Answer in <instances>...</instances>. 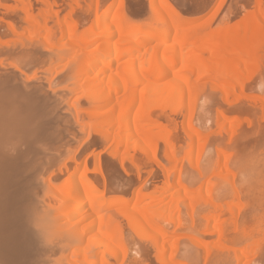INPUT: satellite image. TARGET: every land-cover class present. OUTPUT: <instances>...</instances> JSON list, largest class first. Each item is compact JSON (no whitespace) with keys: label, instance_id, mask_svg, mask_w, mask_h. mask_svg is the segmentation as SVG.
I'll return each instance as SVG.
<instances>
[{"label":"bare ground","instance_id":"bare-ground-1","mask_svg":"<svg viewBox=\"0 0 264 264\" xmlns=\"http://www.w3.org/2000/svg\"><path fill=\"white\" fill-rule=\"evenodd\" d=\"M56 1L0 0L8 10L14 9L13 12L15 9L19 10L20 15L17 13L19 16L15 14L16 17L14 18L13 15L14 19H10L15 22L8 20L11 32L17 31V34H14L18 35V31L23 34L27 31L30 40L33 38L34 41L36 38L46 52L53 50L48 72L54 77L56 68H60L59 75L57 73L56 75L59 79L62 74V83H57L56 80L57 84L53 82V86L61 85L58 88L59 93L57 91L59 95L52 96L58 101L55 102L56 106L63 107L70 114L69 118L73 120L72 126L77 127L70 129L69 138L70 142L78 145L64 143L65 130L62 131L63 135L62 128L59 130L56 127L58 123L55 126L54 122L57 109L55 104H53L54 115L49 105L29 104L32 102L30 100L27 101L28 104L0 105V264H125L127 253L131 254L128 251L130 248L127 246L125 237L127 233L124 234L123 221L128 223L134 235L142 243L144 241L154 244L156 258L163 261V264H179L175 257L180 240L197 247V243L191 238L176 237L175 233L181 229L186 220L183 217L184 209L191 212L194 220L198 213L202 219L210 221L211 226L208 228L215 236V242H210L225 247V251L230 248L235 252L237 261L251 264V261L255 262L252 258L258 257L260 262L258 259L256 264H264L262 246L264 215L260 220H255L257 223L255 222L252 228H247L245 222L240 223L243 225L241 226L237 224V220L233 221L230 210H233L235 203L229 197L234 192L237 196V204L241 203L242 197L238 189L242 186L236 189V185H233L229 190L230 193L228 192L229 197L225 198L220 190L227 189V182L222 183L223 187L215 186L212 179L215 175H210V170L209 173L205 171L209 167L201 170L199 167L201 161L199 162L198 158L201 160L202 156L205 158V152L207 157L208 151L211 150L210 148L206 151L209 149L207 146L209 143L214 145L216 140L213 143L214 134L208 128L206 129L209 131L204 128L205 124L207 125L208 120L205 118L209 117L207 114L209 111L205 118H202L205 115L202 112L203 115L198 117V124L194 123L195 104L202 92L201 85L204 86L202 81L210 80L211 83L217 84L224 91L225 99L231 101L230 98L235 96L238 89L244 91L248 77L255 68H257L256 74L259 73L258 69L264 64V1L256 0L258 11L255 14L246 13L238 24H234L235 26L229 27L221 23L215 28L211 25L208 27L206 23L185 27V24L193 23L194 20L177 10L175 0H147L146 4L142 1L139 12L146 10L149 12L148 18L144 21H138V16L134 17L133 10H125V0H112L107 3L104 0H88L85 17L82 16L83 14L77 17L73 12L60 16L59 9L62 7L59 8ZM71 1L73 8L79 9L80 1ZM55 8H59V12ZM23 23L28 27L21 32L20 27ZM84 25H88L87 29H83ZM12 42L9 41L10 44ZM21 58L22 56L20 61L18 59V63L13 62L15 63L13 67L16 68L18 64L24 68L27 65L25 63L31 62L30 59L27 60L28 58ZM261 62L263 64L258 68ZM44 78H47V84L53 81H48L51 78L48 75ZM250 78L252 79L251 76ZM42 87L45 88L41 85ZM34 89L36 92L37 88ZM52 93L55 94L53 91ZM213 100L208 97L205 102L211 104ZM230 107L235 109L237 106ZM168 109L173 116L176 114L182 117L183 124L186 125L187 139H182L186 143V152L181 157L177 147L183 142L180 141L181 143L178 144L175 130L173 132L177 120L168 114ZM57 114L56 117H59ZM221 114L222 111L218 120L220 128L224 129L228 120ZM237 118L239 119L240 116H237L236 120ZM203 119L206 121L203 122ZM200 120L205 124H201ZM239 120L236 125L234 124L235 126L231 124L232 120L228 121L229 126L234 128L235 131L230 128L231 126L229 127L234 133ZM235 121L233 120V123ZM69 128L70 126L67 127ZM227 128L225 126V130ZM228 129L226 132L229 131ZM221 135L223 134L220 133L218 136ZM62 140L65 146L67 144L71 146L67 145L68 149H64L66 153L64 152L63 162L56 165L58 159L61 160L62 157L58 156V158L54 151L57 143L60 144ZM104 145L109 146L111 159L120 157V168L127 174L126 176L129 174L127 169L132 168L130 172L137 175L138 181L142 172L137 165L138 161L142 160L136 153L139 150L153 164L161 168L159 172H163L166 181L164 190L160 187L162 191L161 189L156 191L153 187L154 192L149 193L147 190L143 193L148 194H143L140 190L141 192L131 193L130 196H126L127 193L106 192V185L102 187L101 178L99 179L97 175L103 171L102 161L98 160L96 152L97 148ZM223 147L218 145L215 148L216 155L224 157V165L221 166L219 173L230 172L224 177L227 178L226 181H232L233 183H230L232 185L235 184L234 179L237 174L235 175L236 172L233 173L228 168L231 156L225 151L226 147ZM161 151L163 158L160 155ZM195 153L197 158L194 156ZM187 161H190L192 167L200 172V176L207 178L205 184L201 181L203 186L198 188L192 183H190L192 185L184 183L185 175L189 174H184L183 170L184 162ZM208 161L212 160L208 159ZM105 162L109 165L108 168L111 170L109 172L113 173L114 178L119 177L120 171L115 163L108 160ZM127 163L131 167L128 166L129 164L126 165ZM246 167L241 168L245 172L250 171L251 167ZM260 178L264 177L260 176ZM262 181L260 179V183ZM131 182L129 181L128 185H131ZM216 187L220 192L216 191ZM252 196L255 198L254 195ZM131 203L136 204L129 206ZM162 223L173 225L175 232L169 233L162 227ZM195 234L193 233L194 236ZM208 248L212 249L211 245H208ZM138 249L140 248L137 247V251ZM139 251L142 253H139L142 259L141 256L135 257L136 259L133 257L135 260L130 262L131 264H139L142 260L149 262L145 249L142 250L141 247ZM138 257L140 258L137 259Z\"/></svg>","mask_w":264,"mask_h":264},{"label":"rangeland","instance_id":"rangeland-1","mask_svg":"<svg viewBox=\"0 0 264 264\" xmlns=\"http://www.w3.org/2000/svg\"><path fill=\"white\" fill-rule=\"evenodd\" d=\"M54 1V0H53ZM56 1V0H55ZM62 1V2H61ZM80 2H79V9L77 8V9H74L73 8V6H72V1L71 0H57L56 2H58L57 4H58V6H59V8L60 7H62V9H59L60 10V13H61V15L60 16H64L65 14H67V13H70V12H73L74 14H75V16H77V17H80V15H82V16H84V13H85V16H86V11H87V9H88V0H85L84 2L82 1V0H79ZM87 1V2H86ZM107 1L108 2H110V1H112V0H104V2H106L107 3ZM142 1H145V4L147 3V0H125V10H127V9H131V10H133L134 11V17L136 16H138L137 17V20L139 21H144V20H146L147 18H148V16H149V12H148V10H146V11H144V12H139V9H140V6H141V4H142ZM176 1V7H177V10L181 13V14H183V15H189L190 17H192L193 18V23H190V24H185L184 26L185 27H192V26H195V25H197V24H200V23H206V24H208L209 26L208 27H210V25L213 27V28H215L216 26H218V25H221V23H225V24H227V25H229V27H232L234 24H238L239 23V21L241 20V19H243L244 17H245V15H246V13L247 14H255L257 11H258V7H256V6H258V2H256V0H243V2H242V0H175ZM242 3H244V4H242ZM249 1H250V3H249ZM253 2V5H251L252 4V2ZM264 1V0H263ZM198 2V3H197ZM238 3L237 5H236V3ZM11 3L12 4H15V2L13 3V1H11ZM241 3V4H240ZM249 5H248V4ZM255 3H256V5H255ZM60 4V5H59ZM16 5V4H15ZM17 5H19L20 6V4H18L17 3ZM63 5V6H62ZM67 5V6H66ZM245 6V8L246 9H244V6ZM18 6V7H19ZM198 6V7H197ZM243 6V7H242ZM242 7V8H241ZM247 7H248V9H247ZM7 7H5V6H3L1 3H0V47H2V48H0V105L1 104H28L27 103V101H32L31 103H29V104H45V105H49L50 106V108L52 109V113H53V115H54V110H53V107H54V105L53 104H55V107L57 108H55L56 110H55V120H54V122H55V126H56V123H58L57 125L58 126H61V127H58V126H56L59 130H61L60 128H62V130H61V132L63 131V130H65L67 133H65V131H63L64 132V134H63V132H62V134L64 135L63 136V140H64V143L66 142H68L69 144H73V142H70V136H69V131H70V129L72 128H74L75 129V127L74 126H72V118H69V117H71L70 116V114L69 113H67V111L66 110H64V108L62 109L61 107L59 108L58 107V105L56 106V101L57 100H54L55 99V97H57V95H59L58 93H59V89L58 88H60V86L59 85H61V84H59V85H56V86H58V87H56V86H53V82L55 83V84H57V83H62V74L59 76V79H58V72L60 73V68H56V70H55V74H54V77H53V74L52 75H49V74H51V73H49L48 71H49V66L50 65H48L49 64V61L51 60V58H52V54H54L53 53V50H49V52H46L44 49L45 48H43V46L41 45V43L40 42H38L37 41V39L36 38H34L35 40L34 41H32L33 40V38L30 40V38L28 37L29 35L28 34H26L27 33V31H25L24 32V34L23 33H19V31H18V35H16L17 33V31H15L14 33H16V34H14L13 32H11V30H10V28H9V25H10V23H9V21L10 22H15V20L14 21H11L12 19H14L15 17H16V15H20V13H19V10L17 11L16 9H15V12H13L14 11V9H9L8 10V8L6 9ZM57 8H55V10H56ZM57 9V10H58ZM194 9H196V10H194ZM3 10H4V12H3ZM56 10V11H57ZM59 10H58V12H59ZM69 10V11H68ZM78 10V11H77ZM244 10H246V11H244ZM63 11V12H62ZM66 11V12H65ZM190 11V12H189ZM241 11V12H240ZM251 11V12H250ZM6 12V13H5ZM227 12V13H226ZM239 12V13H238ZM14 13V14H13ZM18 13V14H17ZM237 13V14H236ZM243 15H242V14ZM9 14H10V16H9ZM16 14V15H15ZM77 14V15H76ZM4 15V16H3ZM13 15H15V16H13ZM18 15V16H19ZM79 15V16H78ZM6 16V17H5ZM14 18H13V17ZM81 16V17H82ZM84 16V17H85ZM147 16V17H146ZM242 16V17H241ZM9 17H11V18H9ZM135 17V18H136ZM239 17H240V19H239ZM4 18V19H3ZM7 18H9V19H7ZM83 18V17H82ZM1 19H3L2 21H1ZM11 19V20H10ZM239 19V20H238ZM9 20V21H8ZM227 22H226V21ZM229 21H230V23H229ZM5 22V23H4ZM3 26H2V25ZM205 24V25H206ZM23 26V27H22ZM87 26L88 25H84L83 27H85V28H83V29H87ZM207 26V25H206ZM235 26V25H234ZM6 27H7V29H6ZM27 27H28V25L26 24H22L21 25V27H20V31L22 32V30L24 31V30H26L27 29ZM4 29V30H3ZM9 30V31H8ZM7 33V34H6ZM1 34H2V36H1ZM9 34H10V36H9ZM22 34V36H20ZM4 35H7V36H4ZM13 35H16L15 37L13 36ZM28 35V36H27ZM19 36V37H18ZM4 37H5V39H4ZM23 37V38H22ZM25 37V38H24ZM28 37V38H27ZM6 38H8V39H6ZM15 38V39H14ZM27 38V39H26ZM22 39V40H21ZM24 39V40H23ZM20 40V41H19ZM29 41V44H27V42ZM1 41H3V42H1ZM5 41V42H4ZM9 41H10V43H11V41H13L12 42V44H10L9 43ZM17 41V42H16ZM22 42H23V44H22ZM16 43H18L17 45H19V46H17L16 45ZM30 43H31V45H30ZM35 43V44H34ZM3 46H2V45ZM9 44V45H8ZM21 46V47H20ZM23 46V47H22ZM31 46V47H30ZM19 47H20V49H19ZM43 49H42V48ZM2 49V50H1ZM4 49V50H3ZM24 49V50H23ZM35 49V50H34ZM8 50V51H7ZM14 52H13V51ZM42 50V51H41ZM47 50V49H46ZM6 51V52H5ZM20 51V52H19ZM21 51H23V53L21 52ZM28 51V52H27ZM33 51V53H31ZM46 53H45V52ZM48 51V50H47ZM35 52V53H34ZM15 53V55H13ZM44 54V55H42V54ZM7 54V55H6ZM10 54V55H9ZM35 54H37V55H35ZM3 55V56H2ZM9 55V56H8ZM13 55V56H12ZM48 55V56H47ZM11 56V57H10ZM22 56V58L21 59H24V57H25V59H27V60H29L30 59V61L31 62H29V63H25V64H27L24 68H22V67H20V66H22V65H18V64H16L17 66H16V68L15 67H13V65L15 66V63H13V62H19L20 61V57ZM30 56V57H29ZM37 56V57H36ZM13 57V58H12ZM31 57H32V59L34 60H32L31 59ZM41 57V58H40ZM35 58H37V60L35 59ZM12 59V60H11ZM13 59H14V61H13ZM18 59H19V61H18ZM264 59V58H263ZM11 60V61H10ZM37 61V62H36ZM263 61V60H262ZM32 62L34 63L35 62V64H32ZM39 62V63H38ZM264 63V62H263ZM262 62H261V64H259V66H258V68L260 67V65H262L263 64ZM29 64V65H28ZM31 64V65H30ZM33 65V66H32ZM39 65V66H38ZM48 65V66H47ZM264 65V64H263ZM262 65V67L261 68H259L258 69V72L259 73H257L256 74V72L257 71H255V70H257V68H255L254 69V71H255V73H254V71L252 72V74L250 75L251 77H252V79L250 78V76L248 77V83L246 82V86H244L245 87V89H244V91L243 90H237L236 91V94H235V96L234 97H231L230 99H232L231 101H232V103H230L231 101H229V99H225V93H224V91L223 90H221L220 88H219V86H217V84H214V83H211V81L210 80H205V81H202V83L204 84V86L203 85H201V88H202V92H201V95H200V97L199 98H197V103L195 104V117H194V123L195 124H198V122H199V118L198 117H201L202 115H203V113L205 114L202 118H205V116H206V113L208 114V118H205V119H207L208 121H207V125L205 124V123H203V122H205L206 120L205 119H203V122L201 121L200 123L202 124L203 123V125L205 124V126L206 127H204L205 129L206 128H208L210 131H211V133L212 134H214L213 135V143H214V140H216L215 141V143H217L216 145H215V143H214V145H212V143H209V147L207 146V148H209V149H206V151H208V150H210V148H211V150H210V152L208 151V154H207V157H206V152L204 153V157L205 158H203V156H202V160H201V158H198V160H199V165H201V166H199L200 168H201V170L203 169V170H205V168L206 169H208V167H209V169L208 170H205V171H209L211 174L210 175H215L214 177H215V179H214V177L212 178L213 179V181H214V183H215V186L217 185V186H221V187H223L222 186V183H224V181H225V184H226V182H227V186H226V190H227V193H226V190L225 191H223V190H220L221 192H223L222 194H223V197H224V195H225V198L226 197H229L228 196V194L230 193V189H232V187H233V185L235 186L236 185V189H238L239 187L238 186H242V187H240L238 190V192H240L239 194H240V197H242L241 199V203L239 202V204H237V196H236V194L234 193V192H232L231 194H230V197H229V199H232L233 201H234V203H235V205H234V207H233V210H230V213L232 214L231 216H232V218H233V221H236L237 222V224H239V225H241V226H243L242 224H240V223H243L244 224V222H245V226H247V228L249 227V228H252L253 227V225H255L254 223L257 221V219L258 220H260L261 219V217H263V215H264V183H262V182H264V178L262 179V178H260V176H263L264 177V91L262 92V90H263V88H264V66ZM28 66V67H27ZM46 66H47V68H46ZM17 67H19V68H17ZM41 67H43V68H41ZM15 68V69H14ZM22 69L21 71L20 70H18V69ZM262 69V70H261ZM42 70V71H41ZM58 70V71H57ZM17 73H16V72ZM262 71V72H261ZM260 72H261V74H260ZM38 73V74H37ZM56 73L58 74V75H56ZM48 75V77L50 76L51 78H49V82L50 81H52V82H50L49 84H47V78H44V77H46V75ZM253 74H255V75H253ZM42 75V76H41ZM53 77V78H52ZM250 78V79H249ZM44 79V80H43ZM61 79V80H60ZM43 80V81H42ZM55 80H56V82H55ZM42 82V83H41ZM205 82V83H204ZM47 85H49V86H47ZM45 84V85H44ZM51 84V85H50ZM54 84V85H55ZM41 85H43L44 87L45 86H47V87H45V88H43V89H45V90H43L42 88H41ZM248 85V86H247ZM53 87L52 88V90H51V87ZM212 87V88H211ZM243 87V88H244ZM246 87L248 88V89H246ZM261 87H263L262 89H261ZM34 88H37L36 89V92H35V89ZM47 88H48V90H47ZM218 89V91L216 90V89ZM33 89V90H32ZM40 89V90H39ZM41 89H42V91L44 92V93H41L42 91H41ZM50 89V90H49ZM55 89H58V90H55ZM16 90V91H15ZM32 90V91H31ZM213 90H216V91H213ZM247 90V91H246ZM12 91H14V92H12ZM41 91V92H40ZM48 91H50V92H48ZM52 91L55 93V94H53L52 93ZM57 91H58V93H57ZM206 91V92H205ZM52 93V94H51ZM205 94V95H204ZM39 95H40V97H39ZM46 95V96H45ZM52 95H56L55 97L54 96H52ZM224 95V96H223ZM49 96H51V97H49ZM213 98L214 100L211 102V104H207L205 101L207 100V98ZM237 98H238V100H237ZM40 100V101H39ZM54 101V102H53ZM227 101V102H226ZM236 101V102H235ZM58 102V101H57ZM199 102V103H198ZM233 102L236 104H233ZM228 103V104H227ZM238 103V104H237ZM58 104V103H57ZM237 106L235 109L234 108H231L230 106ZM230 107V108H229ZM64 110V111H63ZM204 110V111H203ZM232 110H233V112H232ZM168 111V114L169 115H171L173 118H175L176 120H177V123H176V125L173 127V132H174V130H175V132H174V134H176L175 136L178 138V144L179 143H181V142H183V143H181V144H179V146L177 147L179 150H178V152H179V154H181L180 155V157L181 156H183L184 154H185V149H186V143H185V141L184 140H186L187 139V136L185 135V123L183 124V118L182 117H180V116H178V115H176V114H174L175 116H173L172 114V112L171 111H169V109L167 110ZM211 111V112H210ZM221 111H222V114H223V116L224 117H226V119L228 120V121H230V120H232V122H231V124H235L236 125V123H237V120H239L240 122L237 124V126L235 127V129H236V132L234 133V128L231 126H229V123H228V121H226L225 123H227V124H225V126L226 127H230V128H232L234 131H232V129H228L230 132H232V133H229V131L228 132H226V130H225V126H224V129L222 128H220V123H219V120H218V116L220 115V113H221ZM229 111H230V113H229ZM58 114H57V113ZM172 114H171V113ZM203 112V113H202ZM231 113H232V115H231ZM56 114L57 115H59V117L57 116L56 117ZM221 114V115H222ZM237 116H240V118L238 119L237 118V120H236V115ZM63 115V116H62ZM67 115H69V116H67ZM228 116V118H227V116ZM230 115V116H229ZM61 116V117H60ZM66 118H65V117ZM197 117V118H196ZM211 117V118H210ZM201 118V119H202ZM230 118V119H229ZM235 118V119H234ZM59 119V120H58ZM62 119H64V120H66V121H64V120H62ZM67 119H71L70 121H67ZM180 119V120H179ZM213 119V120H212ZM58 120V121H57ZM62 120V121H61ZM212 120V121H211ZM233 120L235 121V123H233ZM61 121V122H60ZM64 121V122H63ZM65 122H66V124H65ZM68 122V123H67ZM63 123V124H62ZM199 123V124H200ZM61 124V125H60ZM73 124H74V122H73ZM179 124V125H178ZM200 124V125H201ZM218 124H219V126H218ZM63 125H64V127H63ZM234 125V126H235ZM66 126V127H65ZM70 126V128L69 129H67V127H69ZM179 128H178V127ZM182 126V127H181ZM177 127V128H176ZM64 128V129H63ZM77 128V127H76ZM217 128V129H216ZM176 129H177V131H176ZM208 129H206V130H208ZM219 129H220V131H219ZM208 130V131H209ZM219 132H218V131ZM222 130H224V131H222ZM217 131V132H216ZM238 132V133H237ZM178 133V134H177ZM220 133L221 134H223V135H221L222 136V138H221V136L219 137L218 135H220ZM225 134V135H224ZM230 134V135H229ZM67 135V136H66ZM66 136V137H65ZM179 136V137H178ZM186 136V137H185ZM232 136V137H231ZM223 137H225V138H223ZM65 138H67L66 139V141H65ZM180 138V139H179ZM218 138V139H217ZM235 138V139H234ZM69 139V140H68ZM182 139H184V140H182ZM63 140H62V142H60V144H58L57 143V148L55 149V153H56V156L58 157H62V158H60L61 160H59L58 159V161L56 162V165H57V163L60 165L61 163L60 162H63V160H64V156H65V153H66V148L68 149V147L69 146H71V145H68V147H67V145L65 146V144L63 143ZM181 141V142H180ZM219 142V143H218ZM83 143V142H82ZM61 144H62V148H61ZM64 144V145H63ZM212 146H211V145ZM223 144V145H222ZM74 146H78L77 145V143H74L73 144ZM181 145V146H180ZM218 145H220V146H224V147H226V148H224L225 149V151L228 153V155H230L231 157V160L229 159V164H228V168L230 169V171L232 172L233 171V173H235V175H236V177H235V179H234V182H235V184H230L232 181H226L227 180V178L225 179V177L224 176H226V174L228 173H230V172H227L226 174H225V172H223V174H222V172L221 173H219V171L221 170L220 168H221V166L223 167V165H224V157L223 156H218V155H216V153H215V148L218 146ZM60 146V147H59ZM215 146V147H214ZM106 148H107V150H106ZM61 149H63L62 151H60ZM65 149V150H64ZM75 149V148H74ZM108 149H110L109 148V146L107 145H104V146H101V147H99V148H97L96 149V152H97V158H98V160H101L102 161V163H101V166H102V171L103 172H101V173H99V174H101V175H99V174H97L98 175V178L100 179L101 178V181H100V184L102 185V187H104V185H106L105 187V190H106V192H109L110 194L112 193V192H116V193H127L126 194V196L128 195V196H130L131 195V193H134V194H137V193H139V192H141L142 191V193L143 192H147V190H148V192L149 193H151V192H154V190H156V191H159L161 188L163 189L164 187L163 186H166V181H165V176H164V174H163V172H159V171H161V170H159V169H161V168H159L158 166H156L155 164H153L150 160H149V158L147 157V156H145V155H143V154H141V152L139 151V150H137L136 151V153H137V156H139V157H141V161H138L139 163H137V165L141 168V175H140V181H138V179H137V175L134 173V172H132V174H131V172H130V170L132 169V168H129V167H131L130 166V164L129 163H127L126 165H128L127 167L129 168V169H127L129 172V174H128V176H126L127 174H125L122 170H121V168H120V157H116L115 159H111L110 158V153H111V150H109L108 151ZM250 149V150H249ZM182 150V151H181ZM235 152H234V151ZM240 150V151H239ZM256 150V151H255ZM244 151V152H243ZM65 152V153H64ZM162 152V151H161ZM251 152H252V154H251ZM54 153V154H55ZM58 153V154H57ZM257 153V154H256ZM237 154V155H236ZM249 154V155H248ZM160 155H161V157L163 158V152L162 153H160ZM252 155V156H251ZM256 155V156H255ZM195 158H197L196 157V153H195ZM234 156H236V158L234 157ZM248 156H250L249 158H248ZM261 156V157H260ZM58 157V158H59ZM161 157H159V158H161ZM210 157V158H209ZM253 158V160H252V158ZM255 157V158H254ZM101 158V159H100ZM240 158V159H239ZM251 158V159H250ZM258 158V159H257ZM204 159V160H203ZM208 159H211L212 161H208ZM244 161H243V160ZM263 159V160H262ZM97 160V159H96ZM105 160H108V161H111V162H113V164L115 163V166L119 169V171H120V175H119V177L118 176H116L115 178H114V175H113V173L111 172H109V171H111V170H109L110 168H108L109 167V165H106V162L104 163V161ZM237 160V161H236ZM239 160V161H238ZM242 160V161H241ZM100 161V162H101ZM208 162H211L210 164L208 163ZM239 162H240V164H239ZM246 162L248 163V164H246ZM259 163V165H257ZM150 164V165H149ZM184 164L186 165H184V168H183V170L185 171L184 172V174H187V173H189V174H187V175H185V178L184 179H186V180H184V183H188V185H192V184H194L195 186H203V184H205L206 183V181H207V178L206 177H202V176H200V172L197 170V169H195L194 167H192V165H191V162L189 161H187V162H184ZM152 165V166H151ZM202 165H204V167H202ZM242 165H245V166H247L246 168H249V167H251V168H249L250 169V171L249 170H246V172H245V170H243V168L245 167V166H242ZM255 165H256V167H255ZM103 166H104V168H103ZM149 166V167H148ZM156 166V167H155ZM258 166V167H257ZM185 167H186V169H185ZM241 167H243V168H241ZM252 167H254V168H252ZM155 168V169H154ZM238 168V169H237ZM256 168V169H255ZM180 169V168H179ZM242 171H241V170ZM245 169V168H244ZM254 169V170H253ZM258 169H259V171H260V173H259V171H258ZM107 170V171H106ZM150 172H149V171ZM152 170V171H151ZM186 170L188 171V172H186ZM190 170V171H189ZM238 170V171H237ZM257 170V171H256ZM262 171V172H261ZM144 172V173H143ZM158 172V173H157ZM208 172V173H209ZM249 172V173H248ZM254 172V173H253ZM157 173V174H156ZM244 173V174H243ZM248 173V174H247ZM252 173H253V175H252ZM121 174H123V175H125V176H123L122 175V177H120L121 176ZM161 174V175H160ZM163 174V175H162ZM193 174V175H192ZM219 174V175H218ZM225 174V175H224ZM260 174V175H259ZM113 175V176H112ZM146 175V176H145ZM220 175H222V176H220ZM245 175H246V177H245ZM249 175H251L250 177H249ZM164 178H163V177ZM200 176V177H199ZM118 177V178H117ZM127 177V178H126ZM131 177V178H130ZM189 177V178H188ZM201 177H202V180H201ZM224 177V178H223ZM245 177V178H244ZM249 177V178H248ZM163 178V179H162ZM223 178V179H222ZM237 178V179H236ZM103 179V180H102ZM110 179H111V181H110ZM118 179V180H117ZM120 179V180H119ZM127 179H128V182L129 181H132L131 182V185L129 184L128 185V182H127ZM191 181H190V180ZM217 179V180H216ZM244 179V180H243ZM251 181H250V180ZM253 179V180H252ZM260 179L261 180H263L261 183H260ZM221 182H219V181ZM229 180V179H228ZM240 180H241V183H240ZM105 181V182H104ZM126 181V182H125ZM186 181V182H185ZM204 181V183L202 184V182ZM244 181H246V182H244ZM256 181V182H255ZM258 181V182H257ZM106 183V184H104V183ZM111 182V183H110ZM115 182V183H114ZM150 182V183H149ZM194 182V183H193ZM200 182H201V184H200ZM244 182V183H243ZM249 182V183H248ZM121 183V184H120ZM124 183V184H123ZM149 183V184H148ZM152 183V184H151ZM190 183H192V184H190ZM196 183H197V185H196ZM233 183V182H232ZM238 183V184H237ZM243 183V184H242ZM252 185H251V184ZM262 184V185H260V184ZM108 184V185H107ZM114 184V185H113ZM128 186H126V185ZM132 184H134V185H132ZM165 184V185H164ZM200 184V185H199ZM244 184H246V185H249L250 187H246V185H244ZM125 185V186H124ZM244 185V186H243ZM113 186V187H112ZM159 186V187H158ZM251 186H252V189H251ZM255 186V187H254ZM153 187H154V190H153ZM156 187V188H155ZM161 187V188H160ZM198 187V188H199ZM230 187V188H229ZM254 187V188H253ZM259 187H261V188H259ZM115 188L116 189H118V190H115ZM135 188V189H134ZM217 188V187H216ZM244 188V189H243ZM113 189V190H112ZM133 190V192H131L132 190ZM158 189V190H157ZM162 189L160 190V191H162ZM221 189V188H220ZM223 189V188H222ZM247 189V190H246ZM252 191H251V190ZM259 189H261V190H258ZM124 190V191H123ZM129 192H128V191ZM141 190V191H140ZM152 190V191H151ZM164 190V189H163ZM218 190V188L216 189V191ZM215 191V192H216ZM220 191H217V192H220ZM248 191V192H247ZM250 191V192H249ZM261 191V192H260ZM229 192V193H228ZM245 192V193H244ZM257 192V193H256ZM115 193V194H116ZM255 193V194H254ZM261 195H260V194ZM143 194H148V193H143ZM218 194V193H217ZM251 194V195H250ZM256 194H258V195H256ZM242 195V196H241ZM248 195V196H247ZM252 195H254V197L255 198H253V196ZM257 196V201H255L256 200V196ZM251 196V197H250ZM247 197H249V199L247 198ZM261 197V198H260ZM263 197V198H262ZM244 198V199H243ZM246 198V199H245ZM259 198V199H258ZM252 199V200H251ZM247 200H249V201H247ZM254 200V201H253ZM263 200V201H262ZM245 201H246V204H245ZM259 201V202H258ZM253 202V203H252ZM250 203V204H249ZM257 203H261L260 205L258 204L257 205ZM136 203H131V204H129V206H133V205H135ZM245 204V205H244ZM249 204V205H248ZM253 204V205H252ZM242 206V207H241ZM243 206H245V207H243ZM248 206V207H247ZM257 206V207H256ZM242 209V210H241ZM262 210V211H261ZM251 211H252V215H251ZM260 211V212H259ZM255 212V213H254ZM200 213L201 212H199V215H200ZM183 214H184V219H186V220H184L185 222H184V224H183V228L181 227V229H179L175 234H176V237L177 238H179V239H189V238H191V239H193V240H195V243H197V247L195 246V245H192V244H190V243H188L187 241H181L180 240V242H178V244H177V257H175L176 259H177V262L179 263V264H230V263H232V264H244V262H240V261H237V258H236V256H235V252L234 251H232L230 248H229V250H227V251H225L226 249H225V247H219V246H216L215 245V236L213 235V234H211V232H210V230H209V228H210V226H211V223H210V221L208 222V220H206V219H202L200 216H198V213H196V217H195V220L193 219V215L191 214V212H189V211H187V210H185L184 209V211H183ZM259 214V215H258ZM202 215V214H201ZM256 216V217H255ZM259 217V218H258ZM256 218V219H255ZM243 219V220H242ZM245 220V221H244ZM256 220V221H255ZM243 221V222H242ZM187 222V223H186ZM192 223L194 224V225H192ZM257 223V222H256ZM122 226H124L123 227V229L125 230V232H124V234L125 233H127V234H129V236L127 235V234H125V237H126V241H127V246H128V248H130V249H128V251H129V254H131V255H128V253H127V256H128V258H126V261H125V264H128V262L130 263H132L133 262V260H135L136 258L135 257H137V256H141V259H142V255H139V253H141V251H139V250H141V247H142V250H144L145 249V252L147 253V259L149 260V262H145V261H140L141 263H139V264H144V262H145V264H148V263H150L151 262V264H152V262H154V264H163V261L161 262L160 260H158L156 257V252H155V248H154V244L153 243H147V242H145L144 243V241H143V243L140 241V239L138 238V237H136L135 235H134V233H133V231L130 229V227H129V225H128V223L126 222V221H123L122 222ZM163 225H162V227L164 228V229H166L169 233L171 232H173L174 230H175V227H173V225H171V224H167V223H162ZM185 225V226H184ZM165 226V227H164ZM168 226V227H167ZM251 226V227H250ZM187 229H186V228ZM209 227V228H208ZM185 228V229H184ZM128 230V231H127ZM131 230V231H130ZM190 230H192L191 232H190ZM175 232V231H174ZM133 233V234H132ZM191 233V234H190ZM193 233H196L195 234V236L193 235ZM127 235V236H126ZM132 235V236H131ZM192 235V236H191ZM198 235V236H197ZM131 236V237H130ZM194 236V237H193ZM128 237V238H127ZM134 240H133V239ZM136 238H137V240H136ZM197 238H199V239H197ZM132 241H131V240ZM202 239H204L206 242H204V240H202ZM129 240V241H128ZM139 240V241H138ZM201 240V241H200ZM208 240H209V244H208ZM133 241H134V243H133ZM210 241H214V242H210ZM261 241H262V239H261ZM131 242V243H130ZM136 243V244H135ZM200 243V244H199ZM133 244V245H132ZM141 244V245H140ZM150 244V245H149ZM205 246H204V245ZM211 245V248L212 249H210V248H208V245ZM262 244H260V246H261ZM136 248H135V247ZM149 246V247H148ZM202 248H201V247ZM212 246H214V247H212ZM215 246H216V248L217 247H219V248H217V250H215L216 248H215ZM229 246V245H228ZM263 249H264V240H263ZM131 247H133V248H131ZM137 247L138 248H140V249H138V251H137ZM148 247V248H147ZM152 248V249H151ZM214 248V249H213ZM222 248V249H221ZM226 248H228V247H226ZM150 249V250H149ZM154 249V250H153ZM204 249V250H203ZM225 249V250H224ZM131 250V251H130ZM208 250H210V252L208 253ZM215 250V251H214ZM219 250V251H218ZM223 250H224V252H223ZM137 251V252H136ZM222 253H221V252ZM135 252V253H134ZM152 252H154V253H152ZM214 252H215V254H214ZM218 252V253H217ZM221 254H220V253ZM138 254V255H133V254ZM142 254V253H141ZM151 254V255H150ZM211 254V255H210ZM223 254V255H222ZM225 254H228V255H226L228 258L226 259V256H225ZM229 254H230V256H229ZM205 255V256H204ZM207 255V256H206ZM217 255H219V256H217ZM130 256H132V257H130ZM168 256L169 255H167L166 256V258H168ZM214 256V257H213ZM223 256V257H222ZM225 256V257H224ZM135 259H134V258ZM211 257H213V258H211ZM133 258V259H132ZM140 257H138L137 259H139ZM206 258V259H205ZM222 258V259H221ZM140 259V260H141ZM211 259V260H210ZM213 259V260H212ZM226 260V263H225V260ZM253 260H255V262L253 261V263H252V261H251V264H256L257 263V261H258V257H253L252 258ZM251 259V260H252ZM228 260V261H227ZM138 261V260H137ZM190 261V262H189ZM219 261V262H218ZM143 262V263H142ZM196 262V263H195ZM259 262H260V259H259ZM130 263V264H131ZM136 264H138V263H136ZM165 264V263H164ZM250 264V263H249Z\"/></svg>","mask_w":264,"mask_h":264}]
</instances>
